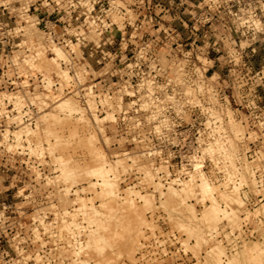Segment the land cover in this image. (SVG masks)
I'll use <instances>...</instances> for the list:
<instances>
[{
	"label": "rangeland",
	"instance_id": "374dc122",
	"mask_svg": "<svg viewBox=\"0 0 264 264\" xmlns=\"http://www.w3.org/2000/svg\"><path fill=\"white\" fill-rule=\"evenodd\" d=\"M88 21L93 24L88 26ZM0 23V96L23 95V82L40 87L39 74L28 71L20 62L34 57L28 45L36 41L44 48L55 46L65 54L60 65L72 79L76 73L81 74L82 85L93 87L97 96L109 99L112 106L122 104V111H128L124 121L114 113L116 124L102 123L109 144L106 148L100 139L95 149L121 157V152L137 153L139 142L154 155L157 165H166L161 172L174 179L183 167L189 169V158H202L200 143L212 142L211 132L203 130L208 118L202 110L209 103L210 110L222 117L230 114L234 131H244L243 139L235 144L238 153L233 160H237V168H246L241 167L246 162L254 181L257 177L264 181V0H0ZM124 62L132 65L131 71L123 70ZM167 78H184L198 108L183 118L181 127L192 124V130L180 136L173 130L178 127L173 115L150 122L146 118L152 103L148 97L160 95ZM139 80L142 87H135ZM213 93L216 98L207 102L205 95ZM97 108L99 116L105 118L104 111ZM11 109L12 104L4 101L0 105V110ZM8 119L0 118V136ZM160 120L172 131L154 133ZM224 126L230 135L232 129ZM68 127L69 131L75 128ZM30 128L34 130L35 126ZM68 133L63 139L65 156L75 165L88 166L90 148L82 142L87 136L67 139ZM179 142L184 148L173 147ZM76 143L84 146L77 148ZM186 143L191 145L185 148ZM51 158L45 152L46 165H39L33 156L9 149L0 138V264H14L17 253L36 250L31 241V231L38 230L34 217L55 226L49 208L57 202L55 197L49 200V195L56 196L57 190L45 185L46 179L57 176ZM204 159L201 171L218 187L223 175L207 157ZM35 173L41 177L39 182L34 179ZM239 174L248 178L242 170ZM120 175L121 188L136 186L138 177L134 174L128 171ZM83 187L79 184V189ZM251 188H240L248 218L232 206L241 227L233 229L221 222L218 235L207 246L181 234L176 221L171 225L164 210H154L151 215L136 203L154 235L146 233L143 249L133 254L124 241H117V255L106 256L99 264H246L242 251L254 244L263 250L260 258L264 261V183L261 190ZM164 202L155 198L154 203H163L164 209ZM219 202L230 205L228 201ZM187 205L194 207L198 218L206 210L193 200H187ZM39 233L45 241L41 253L56 251L48 237ZM213 246L218 253H208Z\"/></svg>",
	"mask_w": 264,
	"mask_h": 264
},
{
	"label": "bare ground",
	"instance_id": "6f19581e",
	"mask_svg": "<svg viewBox=\"0 0 264 264\" xmlns=\"http://www.w3.org/2000/svg\"><path fill=\"white\" fill-rule=\"evenodd\" d=\"M28 51L34 57L29 56L20 64L26 66L28 71L39 74L40 87H31L23 82L20 85L23 95L0 96V105L3 101L12 104L10 112L0 110V118L5 116L8 119L11 116L0 138L9 149H20L33 156L39 165H46L43 162L45 152L52 157L51 166L57 176L46 179L45 185L56 188V196L49 195V200L55 197L57 204L49 208L55 226L46 224L40 216L34 217L33 222L38 224V230L31 231V241L36 250L32 253H17L14 264H51L49 260H54L55 264H99L106 256L117 255V241H124L132 254L140 252L148 240L145 234L153 236L155 232L136 203L141 204L151 215L154 210H164L169 223L173 225V221H176V229L194 239L197 244L207 246L208 242L213 241L221 222L233 229L241 227L231 207L245 212L248 218L249 212L244 209L240 188L247 186L253 190L256 183L248 164L244 162L241 167L246 168L238 169L235 164L237 160H233L238 153L235 144L243 139L244 131L233 130L236 126L229 113L223 117L218 112L208 113L209 120L220 128L211 130V143H200L202 158H189V169L183 167L178 177L173 179L169 173L161 172L163 169L165 171L166 165H157V161L152 158L154 155L144 150L147 147L139 142L135 146L137 153L121 152V157L95 149L100 139L108 147L109 140L102 123L108 121L116 124L113 114H121L122 104L112 106L109 99L97 96L93 87L81 84V74L76 73L72 79L60 65L65 60V54L55 46L44 48L43 43L36 41L35 45H28ZM22 73L20 71L19 75ZM38 89L42 93H38ZM200 89L198 92H201ZM97 107L104 111L105 118L99 116ZM146 118L149 122L157 120L154 113ZM224 124L232 129V137L223 130ZM31 125L35 126L34 130L30 128ZM71 125L75 127L73 131H69L68 126ZM158 126L153 128L154 133L159 132ZM12 127L13 132L10 131ZM65 133L69 134L67 139L75 138L76 135L87 136L82 142L90 148L88 166L75 165L65 156ZM83 143H76V147H83ZM55 153L57 157H54ZM204 157L223 175L218 187H214L201 171ZM241 170L248 178L240 176ZM128 171L138 177V182L136 186L121 188L123 181L120 174ZM34 176L35 181L39 182L40 175L35 173ZM79 184L84 187L79 189ZM147 191L151 193L147 194ZM155 198H159V202L165 199L167 206L163 209V203L161 206L154 203ZM187 200H193L203 209L206 208L200 218L194 207L187 205ZM219 200L228 201L230 205H221ZM39 230L48 237L51 245L56 246V251L41 253L45 241L41 239ZM215 248L211 247L208 253H218ZM262 253L263 250L254 244L245 248L241 256L246 264H264L260 258Z\"/></svg>",
	"mask_w": 264,
	"mask_h": 264
},
{
	"label": "built area",
	"instance_id": "2783aa9c",
	"mask_svg": "<svg viewBox=\"0 0 264 264\" xmlns=\"http://www.w3.org/2000/svg\"><path fill=\"white\" fill-rule=\"evenodd\" d=\"M90 16V13H88V16L86 17V19L88 20ZM92 19V18H91ZM88 26H91L93 24V21L89 22ZM3 30L2 27V23H0V35L1 32ZM79 39V38H78ZM121 66H123V70L126 71H131L132 70V65L131 64H127V62H124ZM135 67H137V64H135ZM138 83V82H137ZM142 81L139 80L138 84H135V87H142ZM131 85V84H129ZM161 88L163 89V91L160 93V95H157L156 98L153 99V97H148V98H152V103L149 105L151 107V113H154L156 115V118L159 119H163L166 118L167 116H174L177 120L175 123H177L178 127H176L175 132L176 134H178L179 136L185 133H187L188 131H191V125L192 124H187L184 128L181 127L182 122H183V118L186 116H189L192 111H194L195 109H198L196 104L193 102L192 96L190 95L188 89H190L187 86V81L182 78V79H178V78H174V79H165L164 83L161 85ZM206 88V87H205ZM216 92V91H215ZM216 94L214 95V93L212 95H205V100L207 102H209L211 99L213 100L214 98H216ZM209 97L211 99H209ZM198 103V106H200V103ZM165 105H169V106H165ZM196 106V107H195ZM206 108L204 110H202V112L204 113V115L208 118L207 121H205V124L203 126V130L207 131V132H211L212 129H214V122H212L211 120H209V115L208 113L211 111L210 110V106L209 103L207 104V106H205ZM126 114H128V111H122L121 115L119 114V116H122V121L125 120V116ZM149 114V115H150ZM163 120L159 121V124L162 123V125L158 126L159 127V131L163 130V131H172V127H168L164 124V122H162ZM174 123V124H175ZM164 124V125H163ZM164 126V127H163ZM200 130L197 131V133H199ZM179 141V140H178ZM191 144L190 143H186L185 148H188ZM175 148H184V145H182L180 142L177 144H174ZM255 183H256V187L258 190H261L263 188V179L262 177H257L255 179ZM246 227V224H244L243 228Z\"/></svg>",
	"mask_w": 264,
	"mask_h": 264
}]
</instances>
